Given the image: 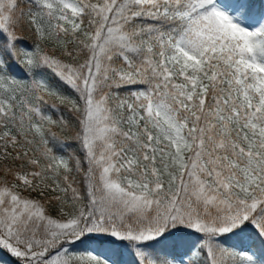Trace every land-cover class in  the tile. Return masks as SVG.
Returning a JSON list of instances; mask_svg holds the SVG:
<instances>
[{"label": "snow or ice", "instance_id": "snow-or-ice-1", "mask_svg": "<svg viewBox=\"0 0 264 264\" xmlns=\"http://www.w3.org/2000/svg\"><path fill=\"white\" fill-rule=\"evenodd\" d=\"M0 264H264V0H0Z\"/></svg>", "mask_w": 264, "mask_h": 264}]
</instances>
